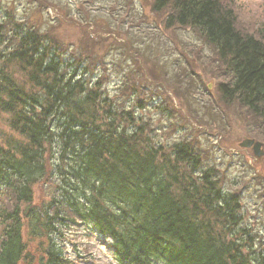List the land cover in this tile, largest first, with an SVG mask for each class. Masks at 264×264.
<instances>
[{
    "label": "trees",
    "instance_id": "obj_1",
    "mask_svg": "<svg viewBox=\"0 0 264 264\" xmlns=\"http://www.w3.org/2000/svg\"><path fill=\"white\" fill-rule=\"evenodd\" d=\"M165 8L167 27L194 29L226 67L222 101L264 122L262 40L239 31L222 0H153L154 12ZM47 44L13 13L0 19V113L15 135L0 144V264H64L53 239L75 217L113 239L118 264H264L227 239L241 223L238 196L211 171L191 179L200 168L191 147L175 146L169 159L142 128L116 125L102 83L75 76L79 65ZM46 173L56 189L35 207L32 187Z\"/></svg>",
    "mask_w": 264,
    "mask_h": 264
},
{
    "label": "rangeland",
    "instance_id": "obj_2",
    "mask_svg": "<svg viewBox=\"0 0 264 264\" xmlns=\"http://www.w3.org/2000/svg\"><path fill=\"white\" fill-rule=\"evenodd\" d=\"M222 3L233 10L239 31L264 43V0ZM152 6L153 0H0V19L13 13L17 23L38 30L67 64H81L86 81L97 77L112 102L116 125L131 132L142 128L143 136L169 159L175 146L189 145L200 159L191 179L196 182L211 171L218 189L238 196L241 223L227 239L240 240L242 254L256 259L264 255V157L256 159L238 144L252 139L264 153V122L237 103L222 101L219 86L231 76L214 49L190 27H167L169 9L154 12ZM6 121L0 113L2 145L5 136H15ZM180 172L188 176L189 169ZM51 178L46 173L32 187L33 206L51 200L56 189ZM61 230L63 253L71 264H113L108 246L95 237L90 242L82 222ZM75 235L86 238L78 241Z\"/></svg>",
    "mask_w": 264,
    "mask_h": 264
},
{
    "label": "water",
    "instance_id": "obj_3",
    "mask_svg": "<svg viewBox=\"0 0 264 264\" xmlns=\"http://www.w3.org/2000/svg\"><path fill=\"white\" fill-rule=\"evenodd\" d=\"M251 146L254 156L261 157L262 152L260 151L261 145L259 143L253 142L252 140H244L242 143L239 144L240 148H249Z\"/></svg>",
    "mask_w": 264,
    "mask_h": 264
}]
</instances>
